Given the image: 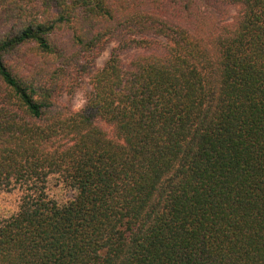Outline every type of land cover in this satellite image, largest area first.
Here are the masks:
<instances>
[{"label": "trees", "instance_id": "1", "mask_svg": "<svg viewBox=\"0 0 264 264\" xmlns=\"http://www.w3.org/2000/svg\"><path fill=\"white\" fill-rule=\"evenodd\" d=\"M5 196L0 264H264V0H0Z\"/></svg>", "mask_w": 264, "mask_h": 264}, {"label": "rangeland", "instance_id": "2", "mask_svg": "<svg viewBox=\"0 0 264 264\" xmlns=\"http://www.w3.org/2000/svg\"><path fill=\"white\" fill-rule=\"evenodd\" d=\"M107 58V52L102 55V58L99 60V64H102L103 61ZM64 105L68 107H72L74 110H77L81 107L82 104V97L81 93H77L73 97H64L62 100ZM15 209V204L13 197L5 196L0 197V215H3L7 212H11Z\"/></svg>", "mask_w": 264, "mask_h": 264}]
</instances>
